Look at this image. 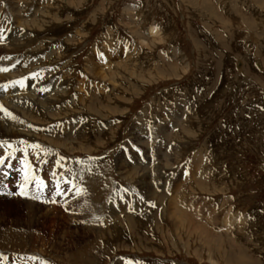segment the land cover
Returning <instances> with one entry per match:
<instances>
[{"label": "rangeland", "instance_id": "1", "mask_svg": "<svg viewBox=\"0 0 264 264\" xmlns=\"http://www.w3.org/2000/svg\"><path fill=\"white\" fill-rule=\"evenodd\" d=\"M0 66L63 89L0 100V264H264V0H0Z\"/></svg>", "mask_w": 264, "mask_h": 264}, {"label": "bare ground", "instance_id": "2", "mask_svg": "<svg viewBox=\"0 0 264 264\" xmlns=\"http://www.w3.org/2000/svg\"><path fill=\"white\" fill-rule=\"evenodd\" d=\"M3 6V5H2ZM130 9H132V8H130ZM18 17H20V16H18ZM153 25V24H152ZM153 29H156V31H153ZM160 31L161 30H159L158 29V27H156V26H151V27H149L148 29H146V36L148 37V38H152L153 40H156V39H159L160 38V36H161V34H160ZM149 32H150V35H152L151 37L148 35L149 34ZM144 38V37H143ZM14 39V38H13ZM145 39V38H144ZM4 41V40H3ZM143 41V43L144 44H146V41L145 40H142ZM157 42V41H156ZM150 44H152V43H150ZM58 59V58H57ZM4 65V64H3ZM13 65V64H12ZM53 65V64H52ZM0 67H3V66H0ZM3 68H7V67H3ZM38 69V68H37ZM27 70V69H26ZM49 72H52L53 73V71L52 70H50ZM102 73V72H101ZM68 75H69V73H67ZM51 75V74H50ZM99 75H100V73H99ZM30 76V75H29ZM37 76V75H36ZM103 76H105V75H103ZM39 79V78H38ZM8 80H11V74H9L8 73V71H6V72H0V85H1V83L3 84V82H6V81H8ZM60 80V79H59ZM37 81H39V80H37ZM54 82V81H53ZM56 82H58V81H56ZM55 84H57V83H55ZM47 87V86H46ZM62 88V87H61ZM60 87H59V84H57V86H54V88L53 89H51V90H45V91H43V92H40V91H34L35 90V88H34V86H33V89L32 90H30V92L29 93H26L25 92V95H29V97H27V98H21V97H23V94L20 92L19 93V91L18 90H16V91H14V90H11V88H7L6 90L5 89H3V88H0V100L5 104V105H7L8 106V108L11 110V107L12 108H14V110H23V109H26V110H28V111H30L31 112V110H34V109H42V108H44V107H52L54 104H55V102H56V100L58 101V99H59V97L60 96H58L59 95V93H62L63 92V89H61ZM67 88V87H66ZM81 88V87H80ZM46 89V88H45ZM11 91H13V92H11ZM12 93V94H11ZM19 99H22V100H19ZM31 100L32 102H30L31 104H29L28 105V107L27 106H25L24 105V103H26V102H28V100ZM57 103V102H56ZM74 104V103H73ZM55 108V107H54ZM68 108V107H67ZM70 108H71V106H70ZM45 109V108H44ZM56 110H58V109H56ZM65 110V109H64ZM67 110V109H66ZM61 111V110H60ZM57 112V111H56ZM22 113V112H21ZM63 113V112H62ZM5 115H6V113H5ZM64 115V114H63ZM7 116V115H6ZM57 116V115H56ZM59 116H60V114L58 115V119H59ZM66 116V115H65ZM62 117V116H61ZM64 117V116H63ZM28 119V118H27ZM69 120H71V119H69ZM22 121H24V120H22ZM54 121V120H53ZM72 122V121H71ZM66 123V122H65ZM74 123V122H73ZM21 124H24V123H21ZM37 125V124H36ZM26 126V125H25ZM24 126V127H25ZM31 126H32V124H31ZM33 126H34V124H33ZM51 126V125H50ZM75 126H77V125H73V127L71 128V130L73 131L74 130V128H75ZM20 127L21 128H23L22 127V125H20ZM39 127V126H38ZM37 127V128H38ZM42 127V126H41ZM71 127V126H70ZM21 128H19V125H15L14 123H11V121H9V120H4V119H1L0 120V135H2V137H6V138H11V137H20L21 135H24L25 133L23 132V131H21ZM41 130V129H40ZM70 130V131H71ZM76 130V129H75ZM31 131V130H30ZM35 131V130H34ZM33 131V132H34ZM69 131V132H70ZM71 131V132H72ZM38 132V131H37ZM54 132V131H53ZM73 133V132H72ZM33 134V133H32ZM25 135H27L28 136V134H25ZM30 135V134H29ZM53 134H51V136H52ZM43 136V135H42ZM47 136V135H46ZM49 136V135H48ZM26 137V136H25ZM29 137V136H28ZM20 139V138H19ZM28 139V138H27ZM52 151V150H51ZM57 151V150H56ZM54 152V151H53ZM55 153V152H54ZM56 157V156H55ZM56 159H57V157H56ZM56 161V160H55ZM122 161V160H121ZM125 162V161H124ZM126 163V162H125ZM52 165V164H51ZM55 166H57V165H55ZM54 166V167H55ZM87 166V165H86ZM119 166V165H118ZM125 166V165H124ZM50 167V166H49ZM121 168V167H120ZM47 169H49V171H51L52 169H51V167L50 168H47ZM84 169V168H83ZM57 170V169H56ZM121 171H122V168L120 169ZM47 171V170H46ZM85 171H88V168L86 167L85 168ZM132 171V170H131ZM130 171V172H131ZM143 171V170H142ZM48 172V171H47ZM127 172V171H126ZM50 173V172H49ZM50 175V174H49ZM57 175V174H56ZM141 178V177H140ZM140 180V179H139ZM211 181V180H210ZM181 183H182V181H181ZM184 183V182H183ZM144 184V183H143ZM145 184H147V183H145ZM149 185V184H148ZM104 187H106V186H104ZM103 188V187H102ZM149 188V187H148ZM105 190V189H104ZM202 190H204L203 188H202ZM151 192V191H150ZM149 192V193H150ZM184 194V193H183ZM149 196V195H148ZM189 196V195H188ZM14 197V196H13ZM17 197V196H16ZM149 197H151V196H149ZM173 199V201L176 203L177 201H175V198H172ZM179 199V201L181 202V204L182 205H184L185 204V201L183 200V198H182V196H180V198H178ZM101 201V200H100ZM121 201V200H120ZM119 201V202H120ZM191 202V201H190ZM104 204V203H103ZM115 205H117V203L115 204ZM122 205H123V203H122ZM106 206V205H105ZM32 207V206H31ZM113 207V206H112ZM183 207L182 206H179L178 208H177V206H175V204L174 203H172V204H170V206H169V209H168V211H167V213L169 214V216L176 222V223H178V224H182V222H183V219H182V217H181V213H179V211L182 209ZM115 209V208H114ZM117 209V208H116ZM114 212V211H113ZM125 212V211H124ZM119 215V214H118ZM189 224V223H188ZM118 229V228H117ZM22 264H41V262H35L34 260H31V261H28V262H26V261H22ZM43 264V263H42Z\"/></svg>", "mask_w": 264, "mask_h": 264}, {"label": "snow or ice", "instance_id": "3", "mask_svg": "<svg viewBox=\"0 0 264 264\" xmlns=\"http://www.w3.org/2000/svg\"><path fill=\"white\" fill-rule=\"evenodd\" d=\"M153 31H156V29H153ZM11 67H15V65H12ZM9 70H10L9 68L0 67V72H6V71H9ZM32 75L35 76L36 74H32ZM25 79H27V77L21 78V79L16 80V81H12L10 83H11L12 87H16L17 85H19L20 87H24L25 86ZM7 87H8V85H0V88H3L5 90L7 89ZM0 110L7 112V109H4L2 105H0ZM9 115H11V114L9 113ZM12 118L15 119L14 116ZM2 143H4V141H0V144H2ZM21 143H26V142L21 141ZM8 146L11 147V144H9ZM30 147H32L34 149H39L40 148V145L33 144V145H30ZM61 159H63V158H61ZM4 162H5V158L4 157H0V165L4 164ZM9 167H11V165H9ZM89 173L91 174V168H89ZM53 176H56V173L55 172L53 173ZM25 181L26 182L29 181V176H28L27 173H25ZM74 181H75V174H73V176H72L71 179H69L68 177H65L64 178V183L70 184L73 188L76 187ZM37 184H38V187L39 186H44V181L43 180H38ZM78 191H83V189L82 188L81 189H78ZM57 194H62V193L59 192V184H57ZM19 195L26 196L27 193L22 190L19 193ZM44 264H48V262H44Z\"/></svg>", "mask_w": 264, "mask_h": 264}]
</instances>
